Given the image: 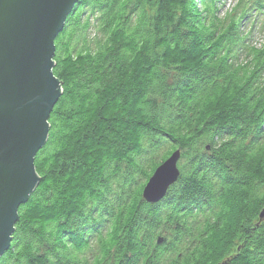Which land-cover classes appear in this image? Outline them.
<instances>
[{"label": "trees", "instance_id": "1", "mask_svg": "<svg viewBox=\"0 0 264 264\" xmlns=\"http://www.w3.org/2000/svg\"><path fill=\"white\" fill-rule=\"evenodd\" d=\"M223 8L77 1L54 42L38 183L0 264H264V0ZM176 149L178 181L145 202Z\"/></svg>", "mask_w": 264, "mask_h": 264}, {"label": "water", "instance_id": "2", "mask_svg": "<svg viewBox=\"0 0 264 264\" xmlns=\"http://www.w3.org/2000/svg\"><path fill=\"white\" fill-rule=\"evenodd\" d=\"M77 1L0 0V258L10 247L18 208L38 183L34 158L61 94L52 73L54 42ZM180 157L176 149L154 169L142 189L145 202H160L178 181ZM258 221L264 222V208Z\"/></svg>", "mask_w": 264, "mask_h": 264}, {"label": "rangeland", "instance_id": "3", "mask_svg": "<svg viewBox=\"0 0 264 264\" xmlns=\"http://www.w3.org/2000/svg\"><path fill=\"white\" fill-rule=\"evenodd\" d=\"M235 2H236V0H222V4L224 5V8L222 9L221 13L225 10L230 9L235 4ZM263 19H264V17H260L259 22L262 23ZM258 26H259V24H258ZM262 34H264V32L261 34H256L255 41L259 40Z\"/></svg>", "mask_w": 264, "mask_h": 264}, {"label": "bare ground", "instance_id": "4", "mask_svg": "<svg viewBox=\"0 0 264 264\" xmlns=\"http://www.w3.org/2000/svg\"><path fill=\"white\" fill-rule=\"evenodd\" d=\"M257 42H258V40L255 41L254 43L257 44ZM148 179H149V178H148ZM148 179H147V180H148ZM147 180H146V181H147ZM175 184H176V183H175ZM173 185H174V184H173ZM173 185H172V186H173ZM142 193H143V192L141 191V194H142ZM258 215H259V214H258ZM176 253H177V252H176ZM179 256H180V255L178 254V257H179ZM181 259L183 260V258H181ZM217 264H218V263H217Z\"/></svg>", "mask_w": 264, "mask_h": 264}]
</instances>
